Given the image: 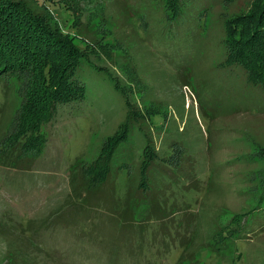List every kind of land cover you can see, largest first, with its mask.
<instances>
[{"label":"rangeland","instance_id":"obj_1","mask_svg":"<svg viewBox=\"0 0 264 264\" xmlns=\"http://www.w3.org/2000/svg\"><path fill=\"white\" fill-rule=\"evenodd\" d=\"M22 1L80 48L86 94L40 126L38 157L0 155V264H264V216L234 222L264 195V90L227 62L231 22L264 0H182L175 21L165 0ZM27 85L0 77V152ZM130 110L93 187L82 169Z\"/></svg>","mask_w":264,"mask_h":264},{"label":"trees","instance_id":"obj_2","mask_svg":"<svg viewBox=\"0 0 264 264\" xmlns=\"http://www.w3.org/2000/svg\"><path fill=\"white\" fill-rule=\"evenodd\" d=\"M165 1L173 21L179 19L182 0ZM237 19L246 27L240 29L238 20L231 22L227 62L242 66L249 74V82L260 85L264 90V6L257 15L251 13ZM49 21L48 15L32 11L22 0H0V77L16 72L28 79L24 88L26 100L16 131L4 141L0 155L19 150L18 155L26 153L33 158L38 157L45 143L44 136L37 133L40 126L53 118L58 105L85 98L86 88L75 79L84 55L78 46L61 37ZM134 112L129 111L120 133L108 140L94 165L82 169L91 186L98 187L107 180L116 149L128 140L132 122L143 115ZM144 153L145 174L157 154L151 146H147ZM262 205L264 195L254 207L256 209L247 215L237 216L234 222L240 225L245 219L251 221L256 216H264ZM247 224L248 221L243 222L242 227ZM224 231L227 236L222 238L229 240L237 234L236 230L230 232L226 228ZM215 244L219 246L223 241ZM227 245L226 250L232 246Z\"/></svg>","mask_w":264,"mask_h":264}]
</instances>
